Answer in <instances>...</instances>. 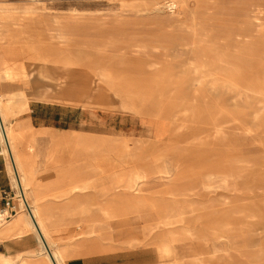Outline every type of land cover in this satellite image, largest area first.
<instances>
[{"label":"rangeland","instance_id":"obj_1","mask_svg":"<svg viewBox=\"0 0 264 264\" xmlns=\"http://www.w3.org/2000/svg\"><path fill=\"white\" fill-rule=\"evenodd\" d=\"M0 43L3 69L22 61L23 93L35 71L56 101L82 104L99 158L96 171L82 160L83 201L128 189L123 227L140 235L101 254L264 264V0H0ZM71 217L73 242L93 222L111 234L95 213L81 228Z\"/></svg>","mask_w":264,"mask_h":264},{"label":"crops","instance_id":"obj_2","mask_svg":"<svg viewBox=\"0 0 264 264\" xmlns=\"http://www.w3.org/2000/svg\"><path fill=\"white\" fill-rule=\"evenodd\" d=\"M2 44L0 43V204L3 193L13 192L15 188V172L23 182L27 198L44 221L46 238L58 249L62 264H119L118 259L113 261L110 255L101 254L107 251L102 241L107 240V245L113 246L117 241H130V235L138 234L136 227L127 230L123 227H133L131 219L122 222L129 215L123 207V200L128 199V189L109 197L95 194L88 202L83 201L82 191L93 185L91 181L82 180V160H90L92 163L86 167L95 170L99 167V158L97 153L82 146V104L56 101L55 88L43 85L35 76V71L31 72L29 80L27 78L32 84L31 91L23 93L22 86L14 82L18 81L19 76L24 77L22 61L17 63L16 60L12 66L5 59L6 66L3 69ZM72 108L74 112H79L78 127H72ZM4 126L10 133L9 140L7 138L9 144L6 145L9 155L6 154L5 142L1 136V130L5 131ZM72 195H76L74 199ZM82 206H98L102 211L108 212L105 221L110 222L111 234L102 235L103 239H99L98 232H94L93 222L81 233L82 237L73 242L75 231L71 216L78 217V226L83 227ZM20 212L21 208L17 215ZM94 213L101 218L98 210L92 209V214ZM30 216L35 222L33 214ZM9 222L8 225H0V264H56L50 246L39 233L45 243V249L43 248L25 215Z\"/></svg>","mask_w":264,"mask_h":264},{"label":"bare ground","instance_id":"obj_3","mask_svg":"<svg viewBox=\"0 0 264 264\" xmlns=\"http://www.w3.org/2000/svg\"><path fill=\"white\" fill-rule=\"evenodd\" d=\"M25 14V13H24ZM51 34V33H50ZM4 36V35H3ZM53 37V36H52ZM54 38H57V39H63V38H65L64 37V35H63V33H57L55 36H54ZM17 51V50H16ZM64 53V52H63ZM69 61V60H68ZM67 64H69V63H67ZM44 65V64H43ZM47 66V65H46ZM65 67V66H64ZM66 68V67H65ZM68 72V71H67ZM70 72V71H69ZM52 74V72H51V70H49V74ZM54 74V73H53ZM107 76V75H106ZM108 77V76H107ZM64 78V77H63ZM65 79V78H64ZM63 81V80H62ZM38 83V82H37ZM93 84V83H92ZM40 85V84H39ZM66 85V84H65ZM61 88H63V87H61ZM63 90V89H62ZM98 90V89H97ZM38 92V91H37ZM22 94V93H21ZM54 94V93H53ZM35 95V94H34ZM38 96V95H37ZM28 100V99H27ZM55 101V100H54ZM50 102V101H49ZM53 103V102H52ZM7 105V104H6ZM122 106V105H121ZM7 111V110H6ZM2 114V113H1ZM20 114V113H19ZM5 118H6V116H5ZM1 123V122H0ZM4 128H5V131L3 130H1V136H3V140H4V142H5V146L7 145V144H9V142H8V140H9V132H8V129H7V127L6 126H4ZM27 131H29V130H27ZM26 131V132H27ZM4 132V133H3ZM6 135H7V137H6ZM7 138H8V140H7ZM11 143V142H10ZM82 146L83 147H85L88 151H91V152H94V153H97V152H95L94 151V149H93V146H92V144H88V143H86L85 141H83L82 140ZM6 148V154L7 155H9V152H8V150H7V146L5 147ZM124 157V156H123ZM97 159V158H96ZM124 159V158H123ZM95 160V159H94ZM12 165V164H11ZM17 166V165H16ZM96 166V165H95ZM20 167V166H19ZM163 167H164V165H163ZM11 171V170H10ZM22 172V171H21ZM14 174H15V178H14V181H15V191H16V197H17V200L19 201V204H18V212L20 211V207L22 208V211L18 214L19 215V218H13V219H11V221H14V220H16V219H20V217H21V215H25L27 218H28V220H29V224L32 226V228L35 230V232L37 233V235H38V240H40V243L42 244V246H43V248L45 249V243H44V241L42 240V238H41V236H40V234L39 233H41L42 235H43V237H44V240H45V242H46V244H48L49 246H50V248H51V252H52V254H53V257H54V260H55V262H56V264H62V260L60 259V255H59V251H58V249L57 248H54V243H51L47 238H46V234H47V232H46V225H45V223H44V221L42 220V218L39 216V214H38V211H37V208L31 203V201L27 198V196H26V190H25V188L23 187V182H22V180L19 178V176H18V174L17 173H15L14 172ZM22 176V175H21ZM26 184V183H25ZM123 202L124 203H127L126 202V200L124 199L123 200ZM19 205H20V207H19ZM123 207L125 208V210L126 211H128V213H129V215H130V213H131V210H132V208L131 207H129V206H127V205H123ZM29 209V210H28ZM92 209H95V210H98L99 211V213L101 214V218H100V222L102 223V221L103 222H108V221H105V218H106V215H109V213L108 212H106V211H102L101 209H100V207H98V206H96V207H90V206H82V219H86V218H88L91 214H92ZM30 214H33V216H34V218H35V222H34V220H32V218H31V216H30ZM129 215L128 216H125V218L124 219H122V222H125V221H129L130 220V218H129ZM8 223H10V222H7V223H4V224H2V226H4V225H8ZM135 224V223H134ZM97 225L98 224H96L95 223V229H94V232H98V228H97ZM110 226V225H109ZM136 228H138V235H140V227L139 226H137ZM51 233V232H50ZM93 233V232H92ZM50 236V235H49ZM164 244H160V246L158 247V251L162 254V253H168L167 252V247H168V245L166 244L167 242H163ZM173 252L174 253H172V255H174L175 256V251L173 250ZM208 257V256H207ZM206 259V258H205ZM204 259V260H205ZM212 260V259H211ZM53 263V262H52ZM207 263V262H206ZM51 264V263H50ZM194 264V263H193ZM195 264H203V262H201L200 260L198 261V259H197V261H196V263Z\"/></svg>","mask_w":264,"mask_h":264},{"label":"built area","instance_id":"obj_4","mask_svg":"<svg viewBox=\"0 0 264 264\" xmlns=\"http://www.w3.org/2000/svg\"><path fill=\"white\" fill-rule=\"evenodd\" d=\"M17 212L18 204L15 189L13 192L3 193L0 204V225L9 222L17 215Z\"/></svg>","mask_w":264,"mask_h":264}]
</instances>
